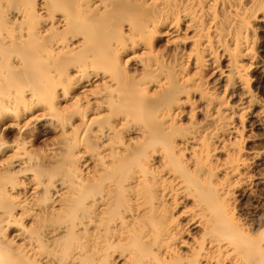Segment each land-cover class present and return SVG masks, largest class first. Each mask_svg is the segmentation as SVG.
<instances>
[{
  "label": "bare ground",
  "instance_id": "6f19581e",
  "mask_svg": "<svg viewBox=\"0 0 264 264\" xmlns=\"http://www.w3.org/2000/svg\"><path fill=\"white\" fill-rule=\"evenodd\" d=\"M261 90L264 0H0V264H264Z\"/></svg>",
  "mask_w": 264,
  "mask_h": 264
},
{
  "label": "rangeland",
  "instance_id": "374dc122",
  "mask_svg": "<svg viewBox=\"0 0 264 264\" xmlns=\"http://www.w3.org/2000/svg\"><path fill=\"white\" fill-rule=\"evenodd\" d=\"M264 92V90L262 91L261 90V93ZM263 95V94H262ZM254 132V133H253ZM252 133L254 135H257V138L261 141H258L260 142L256 144L257 148H264V133L262 131H253ZM257 139V140H258ZM43 143H39V145L41 146ZM260 146V147H259ZM259 168L261 169V173H260V170ZM263 168V169H262ZM259 170V171H258ZM259 172V175L262 177V174H263V177H264V166H260L258 167L255 172L258 173ZM262 177V178H263ZM264 181V179H263ZM256 190L253 191V194H250L248 196L245 197V199L243 200L244 203H242V206L245 207V210H243L241 213H242V216L243 217H247L249 215H253V214H261L262 211H264V182L259 185H257L256 187ZM250 196V197H249ZM248 197V198H247ZM247 199V200H246ZM248 210V211H247ZM247 211V212H246ZM243 212L245 213L243 215ZM250 212V213H249ZM256 212V213H255ZM261 212V213H260ZM246 215V216H245Z\"/></svg>",
  "mask_w": 264,
  "mask_h": 264
}]
</instances>
